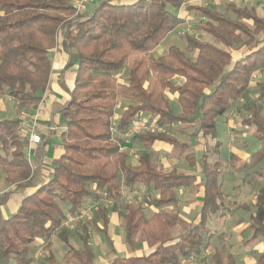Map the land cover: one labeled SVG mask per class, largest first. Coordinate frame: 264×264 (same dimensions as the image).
I'll return each instance as SVG.
<instances>
[{"label":"trees","instance_id":"obj_1","mask_svg":"<svg viewBox=\"0 0 264 264\" xmlns=\"http://www.w3.org/2000/svg\"><path fill=\"white\" fill-rule=\"evenodd\" d=\"M187 1L137 0L126 5L107 0L73 22L78 16L70 0H0V99L12 98L23 109L39 103L38 94L46 89L51 74L49 53L58 38L70 52L71 62L77 64L73 89L61 110L65 120L60 135L62 153L47 165L44 182L31 183L32 169L25 155L28 139L18 121L0 120V166L5 183L14 190L33 189L10 217L0 219V264H32L38 241L47 247L55 233L66 240L63 224L69 217L80 216L87 202L98 199L96 191L105 204L98 205L94 222H100L99 233L112 245L107 235L108 213L126 202L125 192L144 189L140 201L133 197L124 205L125 243L134 249V238L142 231L154 246L148 255L116 257L107 264H184L200 255L207 247L205 241L214 238L207 220L226 207L225 196L217 188L218 164L205 159L210 149L199 159L205 177L200 212L174 241L163 234L179 217L176 190L192 185L195 177L174 169L163 172L153 164L149 149L156 142L178 146L169 134L180 125L197 123L194 137H217L215 119L228 115L232 103L248 92L253 76L264 75V18L257 17L252 7L234 3L223 12L199 7L197 11L207 20L202 31L219 46L185 37V51L171 47L165 55L152 57L151 51L184 21L176 12ZM122 73L125 77L120 80ZM174 77L184 82L176 84ZM253 86L258 101L264 103V81ZM167 94L174 96L180 112L173 110ZM118 106L121 110L115 122ZM247 111L249 117L242 123L253 129L260 147L232 170H256L262 179L248 229L251 240L263 243L252 264H264V121L260 105L252 104ZM142 114L153 116L156 131L130 139L146 146L138 164L132 166L121 144L124 133L141 122ZM218 147L216 143L213 148ZM185 160L189 166L197 162L193 154H186ZM260 165L263 169L259 171ZM143 206L156 211L149 220ZM224 236L228 234L217 239ZM80 239L83 249L74 252L78 264H95L89 235L83 232ZM210 263L236 264L220 251H215Z\"/></svg>","mask_w":264,"mask_h":264},{"label":"rangeland","instance_id":"obj_2","mask_svg":"<svg viewBox=\"0 0 264 264\" xmlns=\"http://www.w3.org/2000/svg\"><path fill=\"white\" fill-rule=\"evenodd\" d=\"M193 3H198L199 7L203 6L204 4L201 0H195ZM76 4L77 1L75 2V5ZM186 5L187 2L183 4V6ZM206 7L211 9L214 8L219 12H223L224 4H220L217 7ZM192 12L193 13L188 14V16L184 18V21L151 51L152 57L159 58L165 55L168 49L171 47H175L182 52L185 51V37H196L219 46L201 29L202 24L207 21L206 18L197 10H193ZM192 57L194 58L195 55L192 54ZM124 77L125 74L122 73L120 80H122ZM257 81H264V75L257 74L253 76L248 92L242 98L232 103L228 116L226 118L218 117L215 119L217 137L214 140H212L210 137H204V139H209L207 141V148L210 149L207 157L205 158L206 161L211 164H214L215 162L218 164L219 177L217 179V188L225 196L224 206L227 207L228 203H234L235 205L239 206L247 205L249 208L247 210H243V208H241L243 211H240L237 210L238 208L236 207L229 206V211H227L228 209L226 208L223 211L224 215L219 217L220 220L223 217V219L226 220L225 223L222 221L211 222L212 218L210 219V216L207 220V227L215 234V236L222 234H228V236H224V239L220 240L213 238L205 241L208 242L206 249L203 250L200 255L186 260L184 264H211V258L215 251H220L223 256L231 255L236 264H250L255 260L257 254L259 253L260 247L262 245L261 240L257 239L258 242H256V245L246 242L251 238V232L249 231L248 226L250 224L251 214L254 211L252 205L256 200V192L262 185V179L253 173L247 174L246 177L243 173H239L240 175L229 174V176H227L228 173H232L233 166L238 165L242 158L252 155L259 148L258 140L253 129L243 125L242 123L244 119L249 117L247 108L252 104L260 105L261 119L264 121V103L259 102L254 94L255 88L253 83ZM174 82L181 83L184 82V79L180 77H174ZM12 105L13 104L10 101L5 102L7 111L1 118H13L14 114L12 111ZM171 106L175 112H180V108L177 104L171 102ZM119 112L120 109L117 108L116 117L118 116ZM20 115L25 114L21 112L17 115V118ZM116 117L114 118L115 122L117 121ZM142 119L141 122L136 123H140L143 126L145 125L153 127V116L147 114L142 117ZM193 125L194 124L187 125V127H184L185 125L175 126V131L170 132L169 135L177 141L178 146H165V148H170L169 150H165L164 146H159L154 150L153 164L157 168H160L166 173L174 169L186 175L197 174V170L195 168H186V162L183 163L182 160V157L187 154V151L191 150L196 152V149H198V143L200 141L197 139V136L195 138L190 137V133L195 131V127ZM182 128L183 130L181 132L179 129ZM157 130L160 132L163 129L157 128ZM20 131L23 132L22 129ZM142 133L132 135L127 139L130 142L131 138L142 135ZM131 142L133 146L131 147V150L128 151V162L136 165L137 158L139 154L145 150V147L138 142ZM216 143H219V147L214 149L213 147L216 145ZM181 145H187L189 149L181 148ZM256 169L260 171L263 169V167L260 165ZM244 178H247V180ZM204 181L205 177L203 174H198L196 182L198 188L204 185ZM254 184H257L256 187H253ZM198 188L196 186H189L186 187V189L180 188L176 190L181 206V209H178V213L180 214L181 212V215L178 217L175 225L163 234V237H168L169 235L175 236L177 234L179 235L183 233L187 228V223H189L190 220L194 221V218L200 212V209L198 208L199 202L197 200L199 198L197 191ZM96 193L99 198L96 200H91L90 204L86 206L85 210L80 216L71 217L63 224L62 228L67 242H62L56 237L54 245H52L49 249L41 250L39 248L37 251L32 253V264H78L77 259L74 256V252L78 251L82 247L80 235L83 232H86L90 236V244L94 250V258H96L99 263L110 260L113 255L122 254V251L129 252L131 250V248L125 243V235L123 231V217L126 213L124 205L126 202L128 203V201H131L133 197H136L138 201H140L142 195L144 194V189L140 188L134 190L130 194L125 192L124 198L126 202L120 204L115 211L111 210L108 213L110 220L112 219L110 223L111 227L109 228L111 229L110 233L114 241H112L110 250L111 253L109 254L108 248L103 243L102 237L99 234V230L102 228V225L100 222L99 224H95L94 222V214L98 205L105 204L101 192L96 191ZM170 209L173 210V207H170ZM143 214L146 219L149 220L151 218V212L146 206H143ZM75 234L77 236H75ZM93 238H95L94 241H92ZM229 243L231 244V246H229L230 248L228 247ZM148 244L153 245V242L147 240L142 231H139L134 238V250L131 252H145V250H147ZM48 255L50 256L49 260L51 262H48ZM119 256L124 257L125 255Z\"/></svg>","mask_w":264,"mask_h":264},{"label":"crops","instance_id":"obj_3","mask_svg":"<svg viewBox=\"0 0 264 264\" xmlns=\"http://www.w3.org/2000/svg\"><path fill=\"white\" fill-rule=\"evenodd\" d=\"M76 1L77 0H70V3L74 6ZM105 1H107V0H88V2L84 5L83 12L80 15H78V17L74 18L73 22L76 21L77 19H79L80 16L83 17V16H86V15H89L92 12V10L94 9L95 6H97L98 4L103 3ZM112 1L114 3H117V4L131 5V4L135 3L137 0H112ZM193 1H195V0H188L187 1V5L186 6H182L176 12V15L179 18L184 19L185 17L188 16V14L193 13L192 12L193 10H197L199 8V4L198 3H193ZM201 1H203V3H204L203 6L204 7H206V6L217 7L220 4H224V7H225L229 3H234L235 5L241 6V7H247V8L248 7H252L255 10V13H256L257 17L264 18V0H201ZM203 6H200V7H203ZM190 8H192V9L190 10ZM65 32H66V30L64 29V33ZM70 55L71 54L68 51V49L64 45H62V39L58 38L57 44L55 45V47L49 53V57H50V61H51V74H50L49 82H48V85H47L46 89L42 93L38 94L39 97H40V101H39L38 104L23 109L12 98L2 97L0 99V120L6 119V118H1V117L7 111L6 107H5V102H7V101H10L13 104L12 105V111H13L14 116H13V118H10L11 120L17 121V119H18L17 115L19 113H21V112H23L25 115H32L33 113H35V111L37 109H39L40 116H39V124H38V128H37V133L40 135L41 142L39 144H37V145H31V144H29V141H28V144H27V146L25 148L26 159L29 162V164L31 166V169H32L31 183H33L36 186L39 185L40 183L44 182L47 179V170H48L47 165L52 160H54L57 157H59L61 155V153H62V150H61V147H60V135L65 129V120L63 119L61 110H62V106L68 100V93L70 91H72L73 86H74V81H75V78H76V75H77V64H76V62H73V61L71 62V56ZM173 81H174V78H173ZM255 83H253V85ZM176 84H179V83H176ZM254 94H255V97L257 99V94H256L255 91H254ZM167 95H168V97L170 96L172 102H174V96H172L171 94H167ZM118 108L120 109V106H118ZM119 114H120V112H119ZM145 115H147V114L140 115V118L142 119V117H144ZM115 117H116V115H115ZM226 117H223V118H226ZM116 118H118V116ZM51 125L56 128V130L54 132H49L48 131L47 127L51 126ZM193 126L195 127V131L194 132H196L197 127H198L197 123H195ZM21 129L23 130L24 133L22 131L21 132L28 139V136H27V133H26L25 129H23V128H21ZM194 132L190 133V137H192V138L196 137V136L195 137L193 136ZM197 139L200 142L198 143V149H196V152L195 151H191V150L187 151V154H193V155H195V158L197 157L196 158L197 162L195 163V165L194 166H189L188 165V162L185 160V156L186 155L185 156L182 155L183 157L182 156H180V157H182L183 163L186 162V168H190V169H194L195 168L197 170V174L196 175H191V176L195 177V182L192 185H190V186H196L198 188V185L196 183L197 182V175L202 173V171H201V163L199 162V159L203 155L205 150L207 149V146H208L207 141L209 139H204L200 135H197ZM140 144L146 148V146L144 144H142V143H140ZM258 144H259V142H258ZM132 146H133V144H132L131 141L129 142L128 139H124V141L121 144V150L124 151L125 153H127V155H128L129 154L128 151L131 150ZM159 146H164V148H165V146L172 147L171 145H167V144H164V143L156 142L152 146H150V149H149V151L152 153V155L154 154V150L157 147H159ZM186 147H187L186 149H189L188 146H186ZM259 147H260V144H259ZM169 149L165 148V150H169ZM166 152H168V151H166ZM27 156H28V158H27ZM249 157H250V155L246 156L244 158L241 157L242 159L239 161L240 163H238V165L248 161ZM129 163L132 166H136L138 164L137 163L136 165H133L131 162H129ZM249 173H253L255 175V171L254 170L250 171V172H247V173H243V174H245V177H246V175L249 174ZM229 174L240 175L239 173H236L233 170H232V173H228L227 176H229ZM247 178H244V179L247 180ZM5 184H6L5 183V176L3 174L2 167L0 166V200L3 198V196L5 194H8L4 204L0 205V219H7L8 217H10L18 209L22 199L26 195L32 193V191H33V189H30V188H25V189L22 188V189H19V190H14L13 186L5 185ZM256 185L254 184L253 187H256ZM257 188H258V186H257ZM183 189H186V187H184ZM197 191H198V194H199V198L197 199L198 202H199L198 203V205H199L198 208L200 209L201 208V197H202L203 186L198 188ZM177 199H178V197H177ZM88 204H90V201L87 202L86 206ZM177 205H178V209L180 210L181 206H180L179 199H178ZM228 207L229 206H227L226 208L228 209ZM148 210L151 212V217L154 214V212H156L151 207H149ZM237 210L243 211L240 208L237 209ZM227 211H229V209ZM180 215H181V212L179 214V217H180ZM223 215H224V213L223 214L220 213V214H215V215L211 216L210 217V219L212 218L211 222L212 221L213 222L214 221H216V222H221L222 221L223 223H225L226 220H224L223 217L221 218V220L219 219V217H221ZM107 217H108V221H109L108 222V226H107V235H108V237H109V239H110V241L112 243L113 239H112L111 233H110L111 229L109 228V227H111L110 223H111L112 219L110 220L109 215ZM69 218H71V217H69ZM191 223H192V220H190V222L187 223V228L190 226ZM98 224H99V222H98ZM99 234L102 237L103 243L108 248V254L111 253L110 250H111V246L112 245H109L105 241V238H104V236L101 233H99ZM179 235L178 234L175 235V236H170L169 235L168 238L174 241ZM75 236H77V235L75 234ZM217 236L218 235L214 236V238L217 239ZM56 237L59 238L62 242H65V243L67 242V240H65L64 237H61V235H58L57 233H55L52 236V238L49 241V243H48L49 246L46 247V242H44V241H38L37 246H36V248H35V250L33 252L37 251V249H39V248L41 250L42 249H44V250L45 249H49L52 245H54ZM94 240H95V238L92 239V241H94ZM256 242H258L257 239L256 240H251V238H250V240L247 241L246 243H250L252 245L253 244L256 245ZM89 246L92 249V251H94L93 247H91L90 239H89ZM229 246H231L230 243H229L228 247ZM153 247L154 246L152 244H148L147 245V250H145V252L142 251L140 253L131 252L134 249H131L129 252L122 251L121 252L122 254L113 255V257L110 260L105 261L103 263H99L96 260V258H94L93 261H94L95 264H107V263H109L111 260H113L116 257L117 258H126V257H130V256H133V255H137V256L148 255V254H150L153 251ZM82 249H83V246L78 251H81ZM262 250H263V243H262V245L260 247V250H259V253L257 254V256L260 255ZM78 251H75V252H78ZM246 253H248V252H246ZM119 255H125V256L121 257ZM229 256H231V255H229ZM49 258H50V256L48 255L47 256L48 262H51L49 260ZM253 262L254 261H252L250 264H252Z\"/></svg>","mask_w":264,"mask_h":264},{"label":"built area","instance_id":"obj_4","mask_svg":"<svg viewBox=\"0 0 264 264\" xmlns=\"http://www.w3.org/2000/svg\"><path fill=\"white\" fill-rule=\"evenodd\" d=\"M88 0H77V4L74 6L76 10V16L80 15L83 12L84 5ZM39 109L35 111L32 115H20L17 119L19 126L25 129L29 144L37 145L41 142L40 135L37 133V128L39 124ZM49 132H54L56 128L54 126H48ZM156 131L153 127L143 126L140 123H134L123 135L124 139L129 138L132 135H137L142 132H154ZM28 158V156H27Z\"/></svg>","mask_w":264,"mask_h":264}]
</instances>
